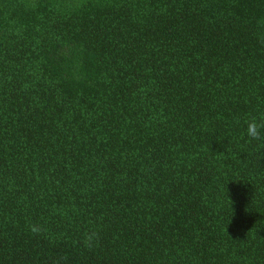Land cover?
<instances>
[{
  "label": "trees",
  "instance_id": "trees-1",
  "mask_svg": "<svg viewBox=\"0 0 264 264\" xmlns=\"http://www.w3.org/2000/svg\"><path fill=\"white\" fill-rule=\"evenodd\" d=\"M252 118L264 0H0V264H264Z\"/></svg>",
  "mask_w": 264,
  "mask_h": 264
},
{
  "label": "clouds",
  "instance_id": "clouds-1",
  "mask_svg": "<svg viewBox=\"0 0 264 264\" xmlns=\"http://www.w3.org/2000/svg\"><path fill=\"white\" fill-rule=\"evenodd\" d=\"M264 123L258 122L256 118H252L251 120L247 121L246 127V135L250 140H260L264 132ZM91 239L90 237L88 238Z\"/></svg>",
  "mask_w": 264,
  "mask_h": 264
}]
</instances>
